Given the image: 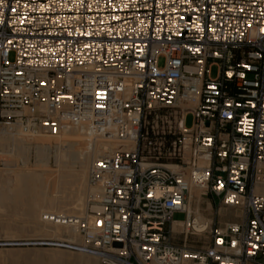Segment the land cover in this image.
I'll list each match as a JSON object with an SVG mask.
<instances>
[{
  "label": "built area",
  "instance_id": "2783aa9c",
  "mask_svg": "<svg viewBox=\"0 0 264 264\" xmlns=\"http://www.w3.org/2000/svg\"><path fill=\"white\" fill-rule=\"evenodd\" d=\"M69 128L109 146L72 225L103 264H264V0H0V137Z\"/></svg>",
  "mask_w": 264,
  "mask_h": 264
},
{
  "label": "rangeland",
  "instance_id": "374dc122",
  "mask_svg": "<svg viewBox=\"0 0 264 264\" xmlns=\"http://www.w3.org/2000/svg\"><path fill=\"white\" fill-rule=\"evenodd\" d=\"M161 64H163V61H161ZM211 73L212 77H216L218 68L213 67ZM193 121V116L189 115L186 119V126L191 128ZM46 139L51 138L35 141L26 138L0 139V198H2L0 199V264H50L52 260L58 258H65L66 264H80V257L85 256L82 250L84 244L81 240H79L80 243L77 242L78 244H68L41 234L40 229L45 223L40 220L46 216V209L38 216L37 226L29 218V213L25 207L11 201L16 188L21 186L20 181L23 177L45 173L51 175V180L62 179L73 173V169L77 167L80 161L79 159H82L83 154L86 152L80 147L72 148L70 144L66 145V142L72 143V141L64 140V138L59 139L61 140L59 142L56 139H51L45 143L44 140ZM96 141L97 139L94 138V142ZM93 162L91 161L90 164L92 165ZM91 165H89L85 177L84 189H88H85L84 193L91 190L92 193L98 194L96 190L91 189L88 185V174ZM92 193L89 194L90 196L88 193L83 195V198H86V208L83 215L87 210L90 197L94 195ZM218 201L211 195L204 196L203 193H199V198L195 199L192 204L193 211L196 212L199 209L205 219L214 220L217 223L238 221L240 219L238 212L227 210ZM174 220L184 221L185 214L176 213ZM171 239L174 244H184V230L181 233L174 230ZM208 243V236L202 238L191 236L187 241L188 245L196 247H204ZM86 256H90L94 264H103L99 258L91 255Z\"/></svg>",
  "mask_w": 264,
  "mask_h": 264
},
{
  "label": "bare ground",
  "instance_id": "6f19581e",
  "mask_svg": "<svg viewBox=\"0 0 264 264\" xmlns=\"http://www.w3.org/2000/svg\"><path fill=\"white\" fill-rule=\"evenodd\" d=\"M6 138L14 139L26 137L21 135L0 137V139ZM44 138L56 139L58 142L61 141L59 140L61 138H64V140H70L72 141V143H64L66 145L70 144L72 148L80 147L81 149H83L84 152L86 151L87 153L85 152V154H83L82 159H79L80 161L78 162L77 167L73 169V173H71V175L63 177L62 179L51 180V175H47L45 173L43 175H29L23 177L20 181L21 186H17L18 188H16L15 194H12L14 197L11 201L17 204H21V206L25 207L29 213V218L34 223H36L37 226L38 216L42 211H45L46 209V216L42 217L41 220L39 218L40 221L46 224H44L43 227L40 229L42 233L39 231L41 234H43V236L52 237L58 239L59 242H64L68 244H76L77 242L80 243L82 239L72 227V225L74 224L77 218L83 215V212L86 208V198L84 199L83 195H85L86 193H88V195L92 193L91 190L89 192L84 193V190L86 189H84V181L87 174V170L89 165H91V161H95L98 157H100L103 152L109 148V146L100 142L99 140L94 142V138L90 137L88 133L81 128H69L56 137L39 135L33 138L26 139L35 141ZM51 139H46L44 141L46 143L49 142V140ZM64 140L62 139V141ZM60 143L59 145H61ZM50 183L53 184L50 185ZM199 193L204 194V190L200 188H193L191 190V198L187 205V210L190 212V214H195L196 220L199 223H202L205 222L207 219H205L201 215L199 209L194 212L192 207V204L195 199L199 198ZM92 194H94L95 196L98 195L97 193ZM7 199L9 200L8 196ZM182 226L183 224L180 223L174 227V230L181 233L184 230ZM82 244H84L83 241ZM82 250L84 251L83 253L85 254V256L91 255L101 259L103 262V256L93 252H91V254L90 251L85 248V246ZM85 256H83L82 258L80 257V264H94L90 259V256ZM50 264H66V260L65 258H58L52 260Z\"/></svg>",
  "mask_w": 264,
  "mask_h": 264
},
{
  "label": "crops",
  "instance_id": "0c3cea01",
  "mask_svg": "<svg viewBox=\"0 0 264 264\" xmlns=\"http://www.w3.org/2000/svg\"><path fill=\"white\" fill-rule=\"evenodd\" d=\"M219 224H224V223H219Z\"/></svg>",
  "mask_w": 264,
  "mask_h": 264
}]
</instances>
